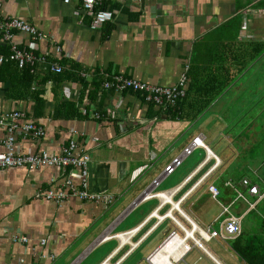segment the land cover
<instances>
[{
    "label": "crops",
    "instance_id": "0c3cea01",
    "mask_svg": "<svg viewBox=\"0 0 264 264\" xmlns=\"http://www.w3.org/2000/svg\"><path fill=\"white\" fill-rule=\"evenodd\" d=\"M106 8L114 13V21L93 29L82 0H0L3 20H23L43 34L42 40H32L16 33L14 43L44 62L34 71L28 67L30 78L23 73L0 76V153L5 152L10 115L21 112L22 124L34 123L45 134L37 138L17 132L16 154L60 155L70 140L77 141L91 156L87 191L104 198L45 200L48 192L64 191L68 181L84 190L78 169L1 170L0 264H103L109 257L113 264H150L149 258L174 228L165 222L144 238L157 223L151 217L157 210L162 208L164 214L169 202H182L187 215L206 227L196 205L206 210L214 201L223 212L211 185L220 196L231 197L233 192V199L229 182L240 187L249 179L264 188V152L257 151L259 131L254 130L264 112V0H110ZM10 47L0 35V53L9 60ZM53 66L62 73L53 72ZM188 70L189 93L178 119L151 110L138 95L102 89L101 107L91 109L108 121L55 118L63 101H75L82 106L80 112L87 113L89 90L80 100L84 87H79V78L92 83L99 82L97 75L117 74L172 87ZM28 82L32 92L42 93L43 104L26 93L23 84ZM198 138L222 160L208 176L213 161L207 160L205 148L186 155ZM177 159L181 164L168 175L167 168ZM148 193L160 196L142 199ZM162 194L171 200H161ZM222 212L213 220L219 225ZM213 223L207 227L219 230ZM116 234L119 238L103 241ZM16 235L29 242L14 243ZM155 236L162 244L146 248ZM194 250L199 252L195 264H213L201 250ZM229 250L234 264H240ZM192 252L175 264L184 263Z\"/></svg>",
    "mask_w": 264,
    "mask_h": 264
},
{
    "label": "built area",
    "instance_id": "2783aa9c",
    "mask_svg": "<svg viewBox=\"0 0 264 264\" xmlns=\"http://www.w3.org/2000/svg\"><path fill=\"white\" fill-rule=\"evenodd\" d=\"M109 1L110 0H82L84 12L87 16H90L93 19V29H98L104 24L114 21V13L106 8V4ZM65 2L69 4L71 0H65ZM13 30L28 32L33 35H37L38 39L40 40L43 39L42 33L36 32L24 22H21L19 20H9L3 22L0 19V31L5 34L6 39H9L11 37V32ZM58 52H60V48H58ZM11 58L12 60L18 62L20 67H24L27 64L44 63L41 58L33 56V54H31L30 52L21 51L16 48L13 49V55ZM5 61V58L0 54V65H2ZM51 70L55 73H62L63 71V69L58 66H53ZM104 77H106V81L104 83L105 90L115 89L117 92H123L126 90L141 92L146 95V99L148 102H154L158 106H163L165 108L164 110L174 109L177 106L178 102L183 100L187 95L188 78L186 75L182 76L179 82L172 87L156 86L141 82L136 79L126 78L121 75H113L110 77L109 75L104 74ZM10 118L12 123L9 124V136L5 141H3L5 152L0 153V169L21 167H31L36 169L45 167L64 169L68 168L72 170L78 169L80 170L83 177L82 182L84 190H78L70 181H68L64 185V191L63 189H61L58 191V193L48 192L44 195L45 200L61 203L64 200L74 196L85 201H103L104 198L102 196L92 195L87 191V176L91 163V156L86 152V150L79 146V143L77 141L71 140L69 144L63 148L62 155L52 156L47 152H42L35 155L17 156L15 148V134L17 132L25 136L33 135L35 137H42L45 133L42 127L34 123L26 122L22 124L20 121L25 118V115L21 112L13 113L12 115H10ZM3 125V120L0 119V126ZM198 147L205 148L207 151V160L213 161L212 168L207 173L208 176L222 165V160L212 151L207 149L205 144L202 143L199 138L196 139L193 142L192 146L186 150V155H190L193 150ZM181 161V159L175 160V162L167 168L166 173L168 175L173 174L176 168L181 164ZM205 179L206 176H204L199 183L204 182ZM228 186L235 192V199L230 204H224L220 202V190L216 186L211 185L209 187L213 199H215L223 207L220 229L216 230L213 227L202 229L199 227L202 233L198 232L196 234V239H193V241L190 242L191 245L188 246V251L184 256L192 252L193 249H199L211 259L213 264H223L222 260L208 248V245L212 241L228 242L238 239L243 233V220L245 216L248 215V213H250L251 211L256 210L259 204L264 200V191H262L261 188H259L257 185L252 184L249 179H244L241 182L240 187L236 186L232 182H229ZM156 196L160 195L148 193L144 196V199H151L155 198ZM111 202L112 200L107 201V203ZM239 202H243L248 206L245 215L243 214L242 216H237L232 211L234 205ZM174 222L178 224L177 220H174ZM185 226L189 228V225ZM178 232V230L174 231L166 240L165 244ZM124 235H128V233H124ZM119 236L120 235L118 234L110 235L105 237L103 241L113 238H119ZM197 238H199V241H197ZM28 241L29 240L27 238L20 239L18 237H15L14 239V242L21 243H28ZM45 243L46 241L43 240L42 245H44ZM121 261H119L117 264H119ZM103 264H113L111 263V257L103 262Z\"/></svg>",
    "mask_w": 264,
    "mask_h": 264
},
{
    "label": "trees",
    "instance_id": "16d2710c",
    "mask_svg": "<svg viewBox=\"0 0 264 264\" xmlns=\"http://www.w3.org/2000/svg\"><path fill=\"white\" fill-rule=\"evenodd\" d=\"M10 52H11V57H12V47H10ZM2 56L5 58L6 61L2 65H0V76H2L4 74H10L13 77H18L19 73H23L24 74L23 78L32 77L31 76V69H29L28 67H31L32 70H34L35 67L27 66L24 70L19 71L17 68V62L16 61L12 60L11 57H10V60L7 59L4 54ZM9 61H11V62L7 63ZM187 74H188L187 78H188V84H189L190 70H188ZM107 75H109L110 77L113 76L112 74H107ZM115 75H117V74H115ZM97 76L98 77H96V78L99 80V82H96V79H95V82H92V83H90L86 79H82V78H79L77 80L79 87L80 88L84 87V90L81 92L80 100H83L86 91L89 90L90 105H86L87 113L82 114L80 112V108L82 106H80V105L78 106L77 102H75V101H71V102L63 101L62 102L63 104L60 105L59 109L56 112L55 118L66 119V120H74V119H85L86 120V119H89L90 117H92L95 121H98V122L107 120L108 118H106V116H102L103 113L100 114L99 112H93V114H92V109H91L92 106H97L98 108L101 107V101H100V98L98 97L99 90H101V89L103 91L105 90L104 83L106 81V79H105L106 77L101 78L99 75H97ZM126 78H128V77H126ZM131 79H134V78H131ZM108 80H109V78H108ZM188 84H187V87H188ZM19 87H20V85H19ZM23 87H24L26 93H28L32 98H34L35 100L38 101L37 102L38 104H43L44 99L41 98L42 93L41 92H32V90H30L32 87V84H30V82L23 84ZM105 91H108L110 93L114 92V93H118V94L131 93V94L138 95L142 98L143 103L147 104L151 110L157 109V110H159V112H161L162 115H164L162 113V111H163L167 115L168 118L174 120V119H178L179 117H181L180 116V107L183 104V101L185 100V98H187V96H188L189 88H187L186 97L183 100L179 101L177 106L174 109H170V110H164L165 108L163 106H158L154 102H148L146 99V95L141 93V92H135L133 90H126L123 92H117L115 89L114 90H105ZM17 98L19 99L20 97H17ZM37 138H41V137H37ZM60 155H62V153ZM17 156H20V154H18ZM52 156H58V155H52ZM4 169H6V168H4ZM1 170H3V169H0V171ZM262 191H264V188L262 189ZM220 195H221V191H220ZM263 201L259 204L260 206L262 205ZM260 206L256 210H253L254 212L251 211L250 213H248V215L244 218L242 235L238 239L229 242L230 248L234 251V253L238 256V258L244 264H264V210L263 211L259 210ZM251 214H254L255 218H257V219L253 220L251 223L247 224L246 221L248 220V217ZM15 237H18L20 239L25 238V237H21L19 235H16L13 237V240H12L13 242H14ZM42 241H41V245H42ZM14 243H21V242H14Z\"/></svg>",
    "mask_w": 264,
    "mask_h": 264
},
{
    "label": "bare ground",
    "instance_id": "6f19581e",
    "mask_svg": "<svg viewBox=\"0 0 264 264\" xmlns=\"http://www.w3.org/2000/svg\"><path fill=\"white\" fill-rule=\"evenodd\" d=\"M0 19L3 22L9 21V20H19V21L24 22L25 24L29 25L32 29H34L36 32H38L36 28H34L29 23H27L23 20L16 19V18L3 20L1 15H0ZM16 33H25V34L30 35L32 40H38L37 35H33L31 33L23 32L20 30H13L11 32V37L9 39H6L5 34L2 31H0V35L3 37L4 41L7 44H10V46L12 47V55H13V49L14 48L21 50V51H28L26 48H19L15 45L14 38H15ZM28 52L33 54V56H36L32 51L29 50ZM17 66H18L19 70H24L27 66L35 67L36 64L35 63L27 64L24 67H20L19 63L17 62ZM168 197H169L168 195L162 194L161 200H166V201L171 200ZM166 201L163 203V207L168 205V203ZM173 204H174V206H173ZM169 205L173 206L172 209L169 211V213L163 214L161 211V209H162L161 208V209L157 210L154 214H152L151 217H154L156 219L157 223L153 228H151L147 232V234L144 236V238L151 235L154 231H156L158 229L159 226H161V224H163L165 222H170V223L174 224L175 226L177 225L182 232L179 229H176L179 232L176 233L172 237V239L168 240L167 243L165 244L166 240L170 237V235L174 231H176V230H173L170 233V235L168 236V238L164 241L162 246L149 258L150 264H175V262L179 261L187 253L188 246L191 245L190 242H192L193 239H196V234L198 232L202 233V231L199 229V227L202 229L207 228V227H203V226L199 225L198 223H196L195 220H193L190 216L187 215L186 211L183 209V203L182 202H176V203L175 202H169ZM175 211L178 212L185 220H183V218L181 216H179L178 214H175L176 213ZM174 220H177L178 224H176L174 222ZM185 225H189V228H187ZM183 234H184V236H183ZM123 236H125V235H123ZM197 241H199V238H197ZM151 258H152V261H151Z\"/></svg>",
    "mask_w": 264,
    "mask_h": 264
},
{
    "label": "rangeland",
    "instance_id": "374dc122",
    "mask_svg": "<svg viewBox=\"0 0 264 264\" xmlns=\"http://www.w3.org/2000/svg\"><path fill=\"white\" fill-rule=\"evenodd\" d=\"M260 109L262 110V107L260 106ZM259 110V111H261ZM260 118H259V123L255 124V129L256 131H259V140H258V143L260 144L259 148H258V152L259 151H262L264 152V112L260 114ZM248 128V127H247ZM246 128V130H247ZM245 130V131H246ZM238 176V174H235ZM231 195V193H230ZM227 197H230V196H224L222 195L220 197V199L222 200V202L226 203V204H229L231 201H233L234 199V194L232 192V195L230 198H227ZM233 199V200H232ZM176 203V202H175ZM240 204H243L242 202H239V203H236L232 209V211L236 214V215H239L241 213H244L246 210H247V205L244 204V205H240ZM174 206V204H173ZM172 205H170L168 207V209L164 212V214L166 213H169V211L172 209L173 207ZM207 209L204 210L202 209L201 207L199 206H195L194 207V210L198 213H200L202 219L204 220V223H206V227L208 225H211L214 221V219L217 217V216H220L222 210L221 208L219 207V205L214 202V201H210L209 203H207ZM183 209L186 211V209L183 207ZM261 211L264 210V203L260 206V209ZM176 212V211H175ZM175 214H178L179 216H181L178 212H176ZM182 217V216H181ZM178 218V217H177ZM183 218V217H182ZM257 218H255L254 214H251L249 217H248V220L246 221V223H251L253 220H256ZM183 220H185L183 218ZM174 228L173 230H176V229H179V227L172 223H170ZM216 228L218 229L220 227V225L216 222L213 223ZM205 227V226H204ZM180 230V229H179ZM181 231V230H180ZM182 232V231H181ZM184 236V234H183ZM162 240H160V236H155L153 237L149 243L146 245L147 247L146 248H154L156 246H158L160 243H161ZM162 244V243H161ZM160 244V245H161ZM229 243H224V242H218V241H213L212 243H210L208 245V248L213 251V253H215L221 260H224L225 262H223V264H227V263H232L234 264V260H233V255L231 253L230 250H229ZM199 257V252L197 250H194L192 252V254H190L187 259L185 260L184 263L182 264H195V262L197 261ZM142 260V254L139 253L138 255V263H140V261ZM142 264H148V263H145L143 262ZM198 264H208L206 261H203L198 263ZM240 264H244V263H240Z\"/></svg>",
    "mask_w": 264,
    "mask_h": 264
},
{
    "label": "water",
    "instance_id": "95a60500",
    "mask_svg": "<svg viewBox=\"0 0 264 264\" xmlns=\"http://www.w3.org/2000/svg\"><path fill=\"white\" fill-rule=\"evenodd\" d=\"M142 199H144V196H143V198H142ZM142 199H141V200H142ZM141 200H140V201H141Z\"/></svg>",
    "mask_w": 264,
    "mask_h": 264
}]
</instances>
